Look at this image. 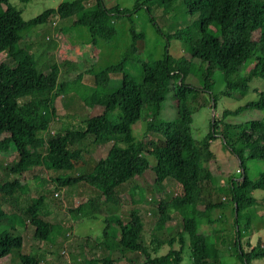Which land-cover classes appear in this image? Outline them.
I'll list each match as a JSON object with an SVG mask.
<instances>
[{"label":"trees","instance_id":"16d2710c","mask_svg":"<svg viewBox=\"0 0 264 264\" xmlns=\"http://www.w3.org/2000/svg\"><path fill=\"white\" fill-rule=\"evenodd\" d=\"M83 1H60L23 19L20 10L9 0H0V52L6 58L0 60V151L8 148L14 152L9 169L21 173L42 165L65 171L88 159L92 162H87L83 172L60 175L54 181L61 185L77 183L93 187L103 202L112 204L116 202V186L133 176L150 171L154 184L164 178L174 180L180 192L167 200H159L156 206L155 222L159 226L169 219L170 211L180 215V229L166 238L168 248L163 253H155L160 243L157 239L142 238V220L137 207L130 208L124 220L114 212L103 217L100 236L113 239L119 254L129 260L131 255L139 256V264H181L184 234L191 264H220V244L224 242V248L231 249L239 264L264 258V243L246 244L247 249L239 245L241 231L249 227L240 211L245 210L246 201H256L251 195L253 189L264 190V167L254 178H248L244 165V159L264 162V120L247 119L239 123L212 120L208 122L210 128L198 139L191 135L189 127L191 111L200 105L196 101L200 92L207 93L211 106H215L216 95L211 94L208 80L214 69L220 70L224 80V89L220 91L224 96H241L251 78L264 80V0H178L189 15L196 16L199 35L192 37L188 27L167 35L181 41L187 56L178 60L173 69L168 65L172 56L165 49L158 58L140 61L139 82L133 81L127 71V62L136 55L143 38L130 19L131 11L106 7L101 0H93L88 5ZM132 1L134 6L147 9L150 5L169 6L177 0ZM51 14L69 20L72 25L84 26L91 45L109 40L114 34L113 20L126 17L128 42L115 62L95 71L89 64L65 81H57V66L51 64L45 72H37L32 53L17 40L19 30L42 23ZM249 58L252 61L241 73L240 66ZM191 72L196 74L195 83L187 81ZM83 76L87 82L82 80ZM111 76L119 78L118 85H107ZM66 88L73 89L75 97L87 107L99 104L100 112L84 115L76 122H61L60 131L49 133L51 118L55 116L53 98ZM167 88L171 89L175 102V117L170 121L158 118L159 104ZM34 94L37 95L21 101ZM98 98H102L99 103ZM262 107L264 90H257L254 99L233 109H222L221 117ZM141 113L147 120L141 136L135 139L130 124ZM215 135L235 155L240 168L239 176L230 178L224 186L211 181L203 165L213 157L209 142ZM101 138H112L105 153L94 160L80 159L85 146ZM148 156L152 157V164ZM15 188L13 182L0 179L3 198L12 195ZM42 199L41 194L31 197L23 213L32 226V235L47 240L54 225L41 216ZM81 202L73 209L81 207ZM228 205L233 210V227L222 232L210 225L214 220L210 211ZM7 216L0 209V219ZM7 222L0 229V258L21 245V235L9 219ZM86 240L82 239L83 243ZM91 240L92 246H98L101 241L99 236ZM174 241L176 247L172 246ZM80 247L79 259L74 264H114L106 249L95 255ZM17 256L21 264H39L37 255L18 253Z\"/></svg>","mask_w":264,"mask_h":264},{"label":"rangeland","instance_id":"374dc122","mask_svg":"<svg viewBox=\"0 0 264 264\" xmlns=\"http://www.w3.org/2000/svg\"><path fill=\"white\" fill-rule=\"evenodd\" d=\"M60 1L68 0H9V2L20 10L23 19L30 18L39 13L44 8L54 7ZM106 7H122L130 10V19L137 30L143 33L141 46L136 55L131 56L127 62V71L131 74L133 81H140V65L142 60L158 58L165 49L172 56L169 61V68L173 69L176 62L187 56L182 49L180 40L175 37H167L176 29L188 27L192 37L199 35L196 25V16L189 15L183 4L176 1L169 6L150 5L147 9L143 6H134L132 0H101ZM93 0H84L88 5ZM126 17H119L113 20L114 34L109 40H101L95 45L90 44L89 34L84 26L72 25L69 20L57 17L54 14L48 15L42 23L31 25L18 32V42L25 46L32 53L34 65L37 72H45L51 64L57 66V81H65L76 72L92 64V69L98 70L103 66L113 63L118 58L119 52L128 42ZM159 28V32L154 26ZM4 53L0 52V60H5ZM251 58L243 63L239 71L245 72ZM187 81L195 83L197 79L194 72L190 73ZM86 77V76H85ZM84 82L87 80L82 78ZM210 92L216 95L215 106H211L208 94L200 92L196 96L198 106L191 111L190 133L198 139L202 137L210 126L208 122L219 120L221 123H239L247 119L264 120V107L261 109L246 108L236 114H228L221 117V110L224 108L233 109L244 102L254 99L257 90H264V80L251 78L247 82V88L241 96H224L220 91L224 89V80L221 72L214 69L209 76ZM119 84L117 76L109 77L108 86ZM170 87V84H169ZM73 89L66 88L53 98L55 116L49 125L51 131H60V123L78 121L87 114H97L100 112L99 104L93 107L85 106L82 101L72 93ZM82 90V89H79ZM72 94V95H71ZM37 94L28 95L21 99L35 97ZM77 99V100H76ZM102 98H98V103ZM72 115H74L71 120ZM175 117V102L170 88L163 94V99L159 104L158 118L162 120H173ZM147 117H139L130 124L131 135L136 139L141 136ZM49 132V131H48ZM51 132V133H52ZM50 133V132H49ZM148 137V136H146ZM145 137V138H146ZM112 138H101L97 142L86 145L81 152L84 160L90 157L93 160L101 157ZM209 148L213 157L204 163L207 177L217 185H226L230 178L235 179L239 176L240 168L238 160L220 139L215 135L210 139ZM149 163H153L152 157H147ZM14 160V152L10 149L0 151V179H6L15 184L12 195L3 198L0 193V209L4 210L8 216L0 219V229L7 226V220L11 222L16 231L21 235V245L19 248H11L0 264H21L18 253L37 255L39 264L41 263V240L32 235V226L25 219L23 207L29 202L31 197L42 195L40 210L41 216L50 222L59 223L56 238L53 245L46 252L51 253L50 263L47 264H74L79 258L78 252L83 247V251L93 252L95 255L100 250L106 249L114 259V264H139V256H130L132 260L119 254L114 240L109 236L101 237L100 231L103 226V217L110 212L121 215L122 219L127 218L128 210L137 207L142 219V238L146 241L157 239L160 243L155 253H163L168 248L166 238L174 235L175 230L180 229V215L176 211L169 212V219L163 225H157L156 206L159 200H167L173 194L180 192L178 184L170 179L164 178L161 183H152V173L146 171L139 176H133L128 181L116 186L115 204L103 202L98 196V192L93 187H86L81 184L72 183L61 185L54 181L58 176H73L86 169L89 161L75 165L70 170H55L45 168L42 165L30 167L21 173L13 172L9 169ZM88 162V163H87ZM245 173L248 178H254L264 167V162L260 159H244ZM236 168L238 171H236ZM44 179V180H42ZM131 192V195L126 194ZM251 195L256 201L245 202V210L240 211L243 220H247L249 227L241 231L239 245L241 249H247L246 244L253 245L256 242L264 243V190L253 189ZM83 201V202H81ZM82 203L81 207L73 209V206ZM71 207V209H68ZM49 208V212L45 209ZM22 210V211H21ZM45 211V212H44ZM233 210L230 205L223 208H213L210 215L214 218L210 224L212 227L228 230L233 227ZM115 226V225H114ZM159 226V227H158ZM116 227V226H115ZM204 228V227H202ZM114 229V227H113ZM221 232V235H222ZM99 236L101 239L98 246H92L91 237ZM82 239H87L83 243ZM75 240V241H74ZM82 241V242H81ZM187 237L184 234V244L181 250V264H191L186 248ZM107 245L105 248L102 245ZM173 247L177 242L172 243ZM220 264H239L231 249L224 248L225 242L220 244ZM44 259L47 258L44 256ZM97 264V263H96ZM249 264H264V258L252 259Z\"/></svg>","mask_w":264,"mask_h":264},{"label":"crops","instance_id":"0c3cea01","mask_svg":"<svg viewBox=\"0 0 264 264\" xmlns=\"http://www.w3.org/2000/svg\"><path fill=\"white\" fill-rule=\"evenodd\" d=\"M95 159H97V158H95ZM163 181V180H162ZM161 181V182H162ZM214 181V180H213ZM68 209H71V207H68L67 208V210ZM43 210V209H42ZM46 211H48L49 212V208H46L45 209ZM45 212V211H44ZM140 217H141V215H140ZM45 219V218H44ZM47 220V219H46ZM142 220V219H141ZM53 223V225H54V227L52 228V231H51V234H50V236H49V238L47 239V240H41V263L42 264H47V263H50V261L49 260H51V253H47L46 251L48 250V249H50L51 247H52V245H53V240L56 238V234H57V228H58V224L59 223H57L56 224V222H52ZM157 254V253H156ZM44 256L47 258V260H45L44 259ZM4 256H2L1 258H3ZM49 259V260H48Z\"/></svg>","mask_w":264,"mask_h":264},{"label":"built area","instance_id":"2783aa9c","mask_svg":"<svg viewBox=\"0 0 264 264\" xmlns=\"http://www.w3.org/2000/svg\"><path fill=\"white\" fill-rule=\"evenodd\" d=\"M54 118V117H53ZM52 119V118H51ZM49 132L51 133L52 131H51V129L49 128ZM236 171H238V169L236 168Z\"/></svg>","mask_w":264,"mask_h":264}]
</instances>
